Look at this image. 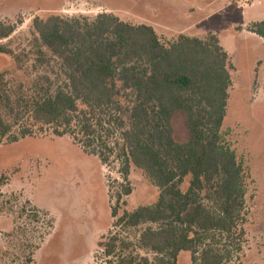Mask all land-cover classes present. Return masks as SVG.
Listing matches in <instances>:
<instances>
[{
    "label": "trees",
    "instance_id": "1",
    "mask_svg": "<svg viewBox=\"0 0 264 264\" xmlns=\"http://www.w3.org/2000/svg\"><path fill=\"white\" fill-rule=\"evenodd\" d=\"M22 23L0 20V41ZM248 31L264 41V21ZM32 33L37 62L57 61L64 82L54 91L14 98L9 72H0V146L48 133L69 136L102 163L118 149L124 184L117 205L131 193L130 166L142 171L159 196L116 218L115 228H140L135 242L117 233L98 242L115 264H177L183 252L190 253L191 264H229L242 251L247 175L222 134L233 67L218 38L181 34L165 44L152 26L112 13L35 17ZM0 54L14 55L5 45ZM176 114L188 132L183 143L174 139ZM116 132L120 143H111L107 136ZM7 181L0 175V189ZM31 211L37 219L38 211ZM32 263L28 255L23 264Z\"/></svg>",
    "mask_w": 264,
    "mask_h": 264
},
{
    "label": "rangeland",
    "instance_id": "2",
    "mask_svg": "<svg viewBox=\"0 0 264 264\" xmlns=\"http://www.w3.org/2000/svg\"><path fill=\"white\" fill-rule=\"evenodd\" d=\"M101 13L150 25L165 44L181 34L218 38L233 67L222 134L247 175L242 251L229 264H264V41L248 31L252 23L264 21V0H0V20L23 22L10 38L0 41L14 53L0 54V72H9L6 81L12 97L35 94L41 88L54 91L64 82L57 61L37 62L35 17L93 19ZM172 127L174 139L186 142L182 115L174 116ZM107 137L120 143L117 132ZM118 152L115 149L102 163L71 137L50 133L0 146V175L8 178L0 189L4 195L0 197V264H23L28 255L32 264H115L98 242L111 233L135 242L140 228H115L116 218L154 204L159 196L142 171L131 165V193L123 196L125 204H116L115 196L124 184ZM32 209L38 211L37 219L31 216ZM138 253L153 260L151 253ZM177 264H191L190 253H180Z\"/></svg>",
    "mask_w": 264,
    "mask_h": 264
},
{
    "label": "crops",
    "instance_id": "3",
    "mask_svg": "<svg viewBox=\"0 0 264 264\" xmlns=\"http://www.w3.org/2000/svg\"><path fill=\"white\" fill-rule=\"evenodd\" d=\"M157 32V31H156Z\"/></svg>",
    "mask_w": 264,
    "mask_h": 264
}]
</instances>
